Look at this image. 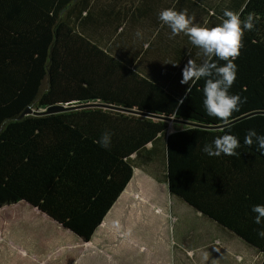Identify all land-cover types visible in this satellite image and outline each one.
<instances>
[{"label":"trees","instance_id":"trees-1","mask_svg":"<svg viewBox=\"0 0 264 264\" xmlns=\"http://www.w3.org/2000/svg\"><path fill=\"white\" fill-rule=\"evenodd\" d=\"M166 8L207 27L226 9L258 18L229 89L246 102L227 122L207 114L204 79L190 93L180 83L188 53L202 57L184 33L170 38ZM56 104L68 109L38 113ZM249 129L264 135V0H0V208L26 201L90 241L135 169L163 163L171 196L264 255L252 212L264 205V154L244 144ZM224 134L238 156L202 151Z\"/></svg>","mask_w":264,"mask_h":264},{"label":"crops","instance_id":"crops-1","mask_svg":"<svg viewBox=\"0 0 264 264\" xmlns=\"http://www.w3.org/2000/svg\"><path fill=\"white\" fill-rule=\"evenodd\" d=\"M147 170L135 169L131 181L106 215L104 221H107V225L104 226L103 221L90 241H83L74 232L26 201L3 206L0 208V264H122L123 261L118 260L115 255L116 250L121 252L122 246L112 245V241L108 243L111 238H121V231L116 232L117 237H115L116 230L113 228L116 213L122 211L123 206H127V201L133 202L135 195L140 193L143 186L146 188V186L156 187L157 183L165 184L162 179L163 163L159 168L152 165ZM18 207L22 208L25 214L17 213ZM10 209L13 210L12 213H8L11 212ZM189 211L192 210H183L185 214ZM195 213L194 215L203 219V229L198 227L201 232L213 236L210 237L209 243L202 244L201 251L207 249L205 255L230 256L227 261L220 258L213 260L212 264L263 262L264 255L253 247L216 222H208L201 213L197 211ZM45 223L57 229L60 227L62 230H44L42 224ZM198 248H201V245ZM133 252L134 249H131L130 252H123L122 255H131Z\"/></svg>","mask_w":264,"mask_h":264},{"label":"clouds","instance_id":"clouds-1","mask_svg":"<svg viewBox=\"0 0 264 264\" xmlns=\"http://www.w3.org/2000/svg\"><path fill=\"white\" fill-rule=\"evenodd\" d=\"M222 23L213 26H200L193 23V18L189 17L187 11H177L174 8H166L158 13V19L163 25L171 29V37L184 33L190 39L192 45L200 49L197 53L201 56L198 64L190 58L182 69L181 84L189 87L186 92L190 93L191 87L201 79L205 80L203 86V105L209 116L227 122L233 112L239 111L242 99L238 94H229V89L233 85L237 76V65L234 61L239 57L243 47V37L246 30L254 28V19L249 14L245 20L241 15L232 10H225ZM136 35L142 36L137 31ZM215 58V59H214ZM216 60L224 61L219 65ZM174 66L177 64H173ZM182 102V101H181ZM112 134L105 131L97 141L101 147L107 149L111 144ZM258 150L264 154V135H258L254 129H249L244 138V144L252 146L254 143ZM240 147L239 139L232 134H224L216 137L211 144H205L202 151L208 156H238L237 149ZM252 212L256 214L255 223H264V205H254ZM258 235L264 238V228Z\"/></svg>","mask_w":264,"mask_h":264},{"label":"rangeland","instance_id":"rangeland-1","mask_svg":"<svg viewBox=\"0 0 264 264\" xmlns=\"http://www.w3.org/2000/svg\"><path fill=\"white\" fill-rule=\"evenodd\" d=\"M147 198L157 202L155 209L162 212L156 213L154 209L150 211L149 204L143 201ZM127 202V206H123V210L116 213L115 225L112 224L115 226V233L121 231V238H111L108 241H112V245L117 247L122 246L121 252L116 250L115 253L118 260L123 261L122 264H212L215 259L222 258L227 261L230 258L225 254L205 255L207 249L201 251L202 244L209 243L213 236L201 232L198 227L203 229V219L194 215L196 211L188 204L171 196L167 183H157L156 187L143 186L140 193L135 195L134 201ZM16 210L17 213L25 214L20 207ZM183 210L192 211L185 214ZM103 225H107V221ZM42 227L48 231L62 230L46 223ZM191 232L193 233L189 235ZM199 245L201 248H198ZM131 246L134 252L131 255H122L123 252H130Z\"/></svg>","mask_w":264,"mask_h":264},{"label":"water","instance_id":"water-1","mask_svg":"<svg viewBox=\"0 0 264 264\" xmlns=\"http://www.w3.org/2000/svg\"><path fill=\"white\" fill-rule=\"evenodd\" d=\"M67 109L68 107L66 105L56 104V105H51L44 111L42 110V111H39L38 113H56V112L65 111ZM32 112H34L33 109L29 107L24 111V113L21 116H24ZM262 264H264V261L262 262Z\"/></svg>","mask_w":264,"mask_h":264}]
</instances>
